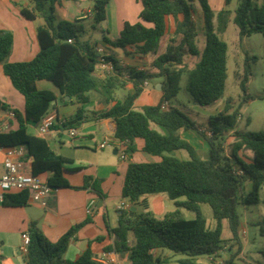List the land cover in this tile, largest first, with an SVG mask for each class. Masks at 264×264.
I'll list each match as a JSON object with an SVG mask.
<instances>
[{"label": "trees", "instance_id": "obj_1", "mask_svg": "<svg viewBox=\"0 0 264 264\" xmlns=\"http://www.w3.org/2000/svg\"><path fill=\"white\" fill-rule=\"evenodd\" d=\"M29 1L31 7L21 8L20 14L29 20H43L37 28L39 50L34 57L27 61H7L12 34L0 30V64L25 101L23 113L16 109L12 111L18 120V127L0 132V145H24V158L32 159L33 174L50 170L47 183L52 190L70 187L63 176L67 159L60 155L52 157L47 142L29 134L26 125H38L58 95L74 97L83 105L88 102L87 91H98L106 102L114 103L108 109L95 113L96 117L115 121L113 137L125 151L133 152L134 140L140 138L145 152L160 157L159 161H131L127 164L120 198H128L132 206L118 210L115 227L107 226L114 243L105 250L127 252L130 264H169L167 257L157 253L158 249L183 254L184 257L179 260L181 264H200L195 261L197 256H216L222 249V220L228 222L232 239L238 241L237 205L239 202H258L259 190L264 183V132L238 130L239 107L230 111V98L226 99L223 109L208 117V134L178 108L162 106L180 91L184 73V89L193 103L208 106L222 97L227 75V44L218 33L226 28L230 11L222 9L214 14L207 0H197L203 13L204 47L200 52L196 45L199 29L193 16L192 0H140L142 8L139 17L151 26L125 22L117 38H109L103 30L102 39L106 46L148 58L149 67L122 66L113 56L104 55L101 59L110 62L112 71L104 79H98L94 75L100 59L95 51L98 44L79 40L85 32L83 19L56 21L52 5L54 0ZM47 2H50L48 7ZM92 2L91 26H94L105 20L107 0ZM231 21L237 28L238 42L252 33L264 36V0L259 5L254 4V0H238ZM187 56H198L195 69H184ZM249 60L246 55L242 65L236 64L233 70L244 102L250 98L247 93L251 77ZM152 79L161 84L160 101L144 105L140 110L134 109L132 105L142 92L144 82ZM38 80L52 83L56 91L38 89L35 85ZM126 82H130L132 91L122 99L114 100V90L124 87ZM83 112V108L78 107L72 117L60 121L61 127L67 129L79 123ZM152 124L163 127L166 133L159 132ZM190 129L198 131L206 140L207 158L200 157L194 146L180 136V131ZM226 133L233 138L230 154L224 153ZM180 149L187 152V159L172 154ZM247 180L250 188L246 191L244 183ZM85 186L101 194L97 181H92L89 176L84 177L82 187ZM161 192L166 193L176 206L174 211L162 218L133 208L141 196ZM28 198L26 190L4 193L2 204L25 205ZM201 204L210 207L214 227H208ZM178 208L193 212L194 217H181ZM83 223L73 225L57 241L50 242L32 221L27 230L29 243L25 264H102L94 259L89 244L74 259L63 258L70 238ZM129 233L134 237L132 244L128 242ZM235 256L231 253L224 263L235 264Z\"/></svg>", "mask_w": 264, "mask_h": 264}, {"label": "crops", "instance_id": "obj_2", "mask_svg": "<svg viewBox=\"0 0 264 264\" xmlns=\"http://www.w3.org/2000/svg\"><path fill=\"white\" fill-rule=\"evenodd\" d=\"M207 1L214 14L222 9H228L230 19H232L233 10L238 2V0H227V2L226 0ZM92 3V0H54L52 5L56 21L83 19V25L84 21L91 22V17H85L84 14L91 10ZM49 5L50 2H47L46 7ZM30 7L29 0H0V30H7L12 34V47L7 56L9 62L30 60L39 50L37 28L43 24V20L41 18L29 20L20 14L21 8ZM141 8L140 0H107L106 18L103 21L106 25L105 34L111 39L117 38L125 22L131 24L139 22L147 27L151 26V23L140 19L139 12ZM193 16L199 29L198 32L202 34V10L200 8L194 9ZM96 43L104 47L105 55L113 56L122 66H134L138 69L149 67V59L146 57L118 47L106 46L104 42L103 44ZM187 60L188 57H185V63ZM111 71L109 62H101L96 65L94 75L98 79H104ZM157 83L159 82L156 79L146 82L142 92L132 105L134 109L140 110L144 105L157 104L160 101L162 92L161 89L156 87ZM35 85L38 89L56 91L54 85L45 80H38ZM118 90L127 91L126 93L131 92L130 82H126L124 87L114 90V100L122 99L125 95L121 94V97H119L116 93ZM85 94L88 97V102L83 105L78 103L74 97L57 96L48 110L49 113L56 114L55 126L51 127L48 132L40 134L37 131V125H26V131L29 134L41 137L47 142L53 153L52 157L60 155L67 159V162L64 163L63 176L70 187L54 189L41 200L28 198L27 203L20 206L3 205V194L0 190V264H25V253L19 248L21 233L27 232L32 221L35 222L37 228L50 242L57 241L73 225L84 222L70 238L63 254L64 259H74L89 244L95 260L105 252L107 253V264H130L127 252L113 249L105 250V247L112 246L114 243V237L108 231L107 226L115 227L118 224L116 206L120 201L125 202L129 207L132 206L128 198H120L127 164L131 161H159L160 157L145 152L143 150V140L140 138L134 140L135 150L133 152L126 151L127 156L124 159L120 158L118 154L119 144L113 143L99 148L98 145L104 138L113 137L116 124L111 118H97L95 113L108 109L114 101L106 102L104 97L94 90L87 91ZM167 102L168 105H171L170 101ZM2 105H5V107ZM211 105L198 106L200 110L202 108L203 117H206L203 124L199 125V129L207 134L208 117L220 111L218 108L203 109ZM80 106L84 112L80 122L74 125L77 134L70 136L67 130L61 127L60 121L72 117ZM14 109L21 113L24 112V97L13 87L0 64V122L7 126L0 132H7L18 127V120L12 112ZM84 121H91V123L81 125V122ZM153 125L152 127L155 128ZM93 126H97L98 133L88 130ZM155 129L161 133H166L163 127L157 126ZM179 134L192 145L195 140L206 142L196 130L180 131ZM232 141L233 138L231 137ZM2 159L3 151L0 150V174L3 171ZM24 161L32 172V159L24 158ZM50 174V170H45L37 175L41 180L47 181ZM85 176L91 177L92 181H97L100 195L89 186L82 187ZM249 188L250 182L247 180L244 183V189L247 191ZM166 196V193L163 192L143 195L133 208L138 211L152 213L150 210H145L151 204L157 213H163L164 216L176 209L173 200ZM167 204L168 206L173 204L175 209L165 210ZM111 209L115 210L116 215L111 214ZM178 212L181 215L179 210ZM152 215L154 216V213ZM214 225L215 221L213 224L209 223L208 227L212 228ZM128 242L130 244L134 242L132 233L128 234ZM224 248L226 249L225 259H227L231 253L238 251V244L225 246ZM157 253L165 257L173 255L169 252L166 253L163 249H158ZM220 253H222L221 250L217 255L219 257L205 256V258L210 260L209 264H219L218 258H222ZM239 253L241 254V250ZM199 258L201 257H196L195 261L197 263L201 261ZM235 258L233 259L234 263L236 262ZM204 263L207 264L205 261Z\"/></svg>", "mask_w": 264, "mask_h": 264}, {"label": "rangeland", "instance_id": "obj_3", "mask_svg": "<svg viewBox=\"0 0 264 264\" xmlns=\"http://www.w3.org/2000/svg\"><path fill=\"white\" fill-rule=\"evenodd\" d=\"M261 1L262 0H254V4L259 5ZM192 4L194 9L200 8L197 0H192ZM215 22L216 18H214V23ZM84 26L86 27L85 32L79 36L80 41L89 40L90 42H98L103 44L102 33L106 28L105 23L101 22L91 26L90 21H84ZM218 34L220 38L223 39L227 44V75L225 86L222 97L218 101L214 102L211 106L205 107L203 109L209 110L218 108L221 110L225 105L226 99L230 98V111L239 107V116L236 128L238 130L264 132V36L260 33H252L247 37H243L241 42H238L237 28L231 19L228 21L226 28ZM196 45L201 52L204 47V37L201 33H199L197 36ZM246 55L251 59L249 60L251 65V77L247 83V93L250 95V98L244 102L243 93L233 77V70H235L236 64L242 65ZM187 57L188 60L185 63L184 69H195L198 56ZM185 82L186 75L184 73L180 80V91L170 100L171 106L176 107L182 112L186 113L190 118L195 120L198 125H202L206 117H203L202 108L200 110L198 108L199 105L193 103L190 100L188 92L184 89ZM126 92L127 91L118 90L116 93L119 97H121V94H126ZM89 123H91V121H84L81 122V125H87ZM153 126L157 128V126ZM88 130L97 133L99 132L97 126H93ZM230 135L231 134L229 133L225 134L224 153L226 154H230L231 150ZM193 146L200 157H208V145L206 142L203 140H195L193 141ZM172 154L178 158H188L187 152L183 149L176 150ZM140 198H142V196ZM166 208L167 209L165 210L167 211L174 210L175 206L173 204L168 206L167 204ZM145 210H150L152 213H154L156 218L163 217V213H157L151 204L150 207L148 209L145 208ZM178 210L180 211V216L185 219H192L194 217V213L189 210L184 208H178ZM237 211L239 214V239L238 241L232 239L228 222L226 220H222L220 241V245L222 246V253H220V256H222V258H218L219 261L222 264H225V246L239 244L241 254L239 253L240 250L239 252H235L237 256H235L236 264H246V262L251 264H264V223L262 222L264 217V183L259 190V201L256 203L239 202L237 205ZM110 212L111 214L116 215L115 210L111 209ZM201 212L206 220L207 225L209 223H214L210 207L207 204H201ZM163 250L166 253L169 252L170 254H173L167 257L169 264H181L179 260L184 257L183 254L173 253L167 249ZM200 257V264H205L204 261L207 262V264L210 263V260L205 258V256ZM211 257L216 258L219 256L216 255Z\"/></svg>", "mask_w": 264, "mask_h": 264}, {"label": "built area", "instance_id": "obj_4", "mask_svg": "<svg viewBox=\"0 0 264 264\" xmlns=\"http://www.w3.org/2000/svg\"><path fill=\"white\" fill-rule=\"evenodd\" d=\"M92 13L91 10L84 14L85 17H91ZM70 41V40H68ZM96 53L100 56L99 62H106L101 59L102 56L105 55V49L102 45H97L95 47ZM110 63V62H109ZM111 65V64H110ZM146 82H144V86ZM163 107L168 106V102L165 101L162 103ZM56 114L47 112L41 119L40 123L37 125V131L40 134H44L48 132L51 126L54 124ZM6 125H3L0 122V131L6 128ZM67 132L70 136H75L77 134V129L74 126H70L67 129ZM119 144V141L112 138H104L98 145L99 148H102L109 144ZM0 150L3 151V159H2V167L3 171L0 174V190L2 194L4 193H16L19 191L26 190L29 194V198L33 200H41L47 197L52 189L49 187L47 181H43L39 178L38 175L33 174L26 165L24 161V156L26 153V149L24 145H11V146H1ZM118 154L120 158H126V151L120 145ZM90 206V203L88 204ZM88 206V209H89ZM129 206L120 201L116 209L117 210H125L128 209ZM29 243V234L28 232L21 233V244L20 250L23 253L27 251V245ZM107 253H102L101 257L97 259L102 264H107L108 260L106 259ZM219 264H222L219 262Z\"/></svg>", "mask_w": 264, "mask_h": 264}, {"label": "water", "instance_id": "obj_5", "mask_svg": "<svg viewBox=\"0 0 264 264\" xmlns=\"http://www.w3.org/2000/svg\"><path fill=\"white\" fill-rule=\"evenodd\" d=\"M156 87H157L158 89H161V84H160V83H157ZM67 97H68V96H67Z\"/></svg>", "mask_w": 264, "mask_h": 264}]
</instances>
